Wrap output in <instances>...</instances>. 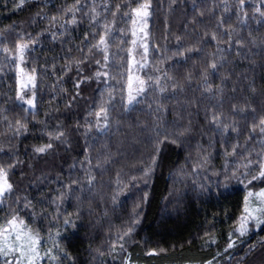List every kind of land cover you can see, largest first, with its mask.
Listing matches in <instances>:
<instances>
[{"label": "trees", "instance_id": "obj_1", "mask_svg": "<svg viewBox=\"0 0 264 264\" xmlns=\"http://www.w3.org/2000/svg\"><path fill=\"white\" fill-rule=\"evenodd\" d=\"M146 2L129 105L116 18ZM262 120L264 0H0V227L24 220L40 264H264V226L235 231L264 188Z\"/></svg>", "mask_w": 264, "mask_h": 264}, {"label": "snow or ice", "instance_id": "obj_2", "mask_svg": "<svg viewBox=\"0 0 264 264\" xmlns=\"http://www.w3.org/2000/svg\"><path fill=\"white\" fill-rule=\"evenodd\" d=\"M23 2V0H21ZM150 5L148 3L140 4L138 7L132 9V13L136 17H148ZM119 10V9H118ZM135 23V20L133 21ZM144 27H147V24H144ZM135 35V32L133 33ZM104 37L100 39V43L103 44ZM17 51L21 59H23L24 51L27 49L26 44H17ZM5 52H8V49H4ZM145 53H147V46H145ZM143 67V65L141 66ZM215 68V64L212 65ZM98 75H100L98 73ZM33 77H29L31 81ZM140 84L143 85L144 81H140ZM145 89L140 87L137 92H143ZM18 99L24 100L29 105L33 104L32 99H26L24 96L18 93ZM133 102H137V97L132 95V77L129 76V97L128 103L131 105ZM99 117V113L97 114ZM106 119V117H105ZM261 124H264V120L261 121ZM107 125H105L106 127ZM49 144L47 147H51ZM38 152H44L45 148L41 147L37 149ZM147 175V173H145ZM264 177V168L261 169L259 176H254L253 180ZM251 183V181H249ZM12 189V185L8 182L7 173L5 170L0 169V198H6V193H9ZM251 195V194H250ZM261 195H264L262 193ZM262 215L255 216L250 211L246 209L247 215L241 217L240 226L235 231H238L241 236L245 235L249 230V222L254 221L255 226L260 228L264 226V209L260 210ZM71 220H66L65 224H70ZM131 231V229H129ZM234 233L229 234V244L228 248L234 247L235 241L233 240ZM40 240L38 234H33L32 230L28 228L25 221L19 219L16 216H13L12 219L7 221V226L0 227V258H3V264H36V261L39 257L38 246ZM227 250V249H226ZM52 259H55V255L49 253Z\"/></svg>", "mask_w": 264, "mask_h": 264}, {"label": "rangeland", "instance_id": "obj_3", "mask_svg": "<svg viewBox=\"0 0 264 264\" xmlns=\"http://www.w3.org/2000/svg\"><path fill=\"white\" fill-rule=\"evenodd\" d=\"M149 17H150V14L148 17H136L133 15L132 9L131 10L129 9L127 13H125L123 16H117L116 18V20H120L121 23L125 22L127 26V30L130 35V43H131L130 45V67L132 68V74H130L129 76L132 77V92H135V93L141 87L140 80L135 75L136 67L137 66L141 67L142 65L144 66L146 62L145 46H147L148 44L147 31H148V25H149ZM134 20H135V23H133ZM113 23L115 22L113 21ZM145 23L147 24L146 28L144 27ZM134 32H135V35H133ZM111 38L112 37H110V39ZM16 57H17L16 60H17V76H18L17 90L20 95L24 96L28 91H31L32 88L34 87L35 77L33 74H30L25 70V68L23 67V61L20 58V56L17 55ZM29 77H33V79L30 81ZM128 86H129V80H128ZM26 99H32L34 102V98L32 95H28ZM21 101H23L29 107L33 106V104L29 105L24 100H21ZM262 193H264V188L248 193V199L246 201L247 202L246 209L255 216L258 215L261 204L262 203L264 204V195H261ZM1 200L2 198H0V202ZM245 215H247L246 210H245ZM39 257H41L40 254H39ZM40 261H41V258H38L36 261V264H40ZM51 261L53 262V260ZM0 264H3V258H0Z\"/></svg>", "mask_w": 264, "mask_h": 264}]
</instances>
